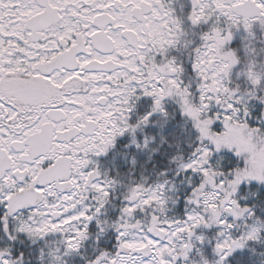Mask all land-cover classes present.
Here are the masks:
<instances>
[{
    "label": "snow or ice",
    "instance_id": "1",
    "mask_svg": "<svg viewBox=\"0 0 264 264\" xmlns=\"http://www.w3.org/2000/svg\"><path fill=\"white\" fill-rule=\"evenodd\" d=\"M0 264H264V0H0Z\"/></svg>",
    "mask_w": 264,
    "mask_h": 264
}]
</instances>
